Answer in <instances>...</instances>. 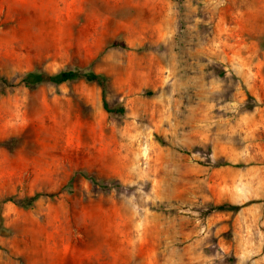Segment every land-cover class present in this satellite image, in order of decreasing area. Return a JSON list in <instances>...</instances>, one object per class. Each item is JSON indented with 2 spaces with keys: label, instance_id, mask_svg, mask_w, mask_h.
Masks as SVG:
<instances>
[{
  "label": "rangeland",
  "instance_id": "rangeland-1",
  "mask_svg": "<svg viewBox=\"0 0 264 264\" xmlns=\"http://www.w3.org/2000/svg\"><path fill=\"white\" fill-rule=\"evenodd\" d=\"M0 75V264H264V0H0Z\"/></svg>",
  "mask_w": 264,
  "mask_h": 264
},
{
  "label": "trees",
  "instance_id": "trees-1",
  "mask_svg": "<svg viewBox=\"0 0 264 264\" xmlns=\"http://www.w3.org/2000/svg\"><path fill=\"white\" fill-rule=\"evenodd\" d=\"M80 78H84L87 81L96 82L102 91V101L104 109L109 113H124L125 107L123 105H111L107 98V89L109 85V77L105 73L96 72L90 69L83 68H70L60 70L58 72H46L41 70H30L26 72L22 77V82L26 87H33L43 82H49L54 84H61L71 82L73 80H77ZM0 84L3 85H11L10 80L7 77L0 75ZM246 95L248 98H254L248 90L243 86ZM44 193L36 192L33 195L25 196L21 199H16L14 196L10 197V200H13L19 206L24 208H28L32 206ZM254 200L247 201L245 203H230V202H222L219 204H210L209 212L211 211H230V212H238L243 207L251 204Z\"/></svg>",
  "mask_w": 264,
  "mask_h": 264
}]
</instances>
